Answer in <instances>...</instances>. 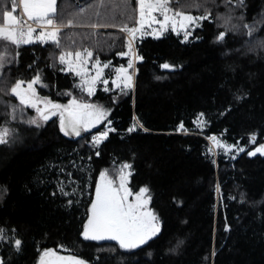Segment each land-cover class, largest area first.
Masks as SVG:
<instances>
[{
    "label": "trees",
    "instance_id": "trees-1",
    "mask_svg": "<svg viewBox=\"0 0 264 264\" xmlns=\"http://www.w3.org/2000/svg\"><path fill=\"white\" fill-rule=\"evenodd\" d=\"M62 1L57 0V22L72 26L59 29L60 46L7 45L8 63L0 69V128L10 129L9 143L0 144L3 264H38L45 250L92 264H264V155L247 154L264 145V0H244L242 6L238 0H172L176 10L196 16L207 11L210 18L186 41L175 33L139 40L143 59L132 70L133 87L124 92L112 81L129 62L121 55L129 39L119 29L136 26V0H67L68 19L59 11ZM11 8L12 0H0V22ZM246 24L255 25L251 34ZM84 49L92 51L91 63L108 64L102 78L108 84L101 80L92 95L59 62L61 54ZM37 75L44 85H34L39 97L102 106L107 118L80 136H66L58 116L39 128L27 124L37 114L19 105L10 88ZM12 105L18 108L15 120ZM135 120L142 127L130 132ZM104 131L107 139L94 145ZM215 136L245 151L215 155ZM59 158L64 171L37 178ZM123 164L131 165L127 185L133 195L149 189L160 224L155 237L134 249L82 235L101 174L107 172L118 186ZM69 172L82 178L81 206L68 205L56 190V177ZM16 240L22 242L19 250Z\"/></svg>",
    "mask_w": 264,
    "mask_h": 264
},
{
    "label": "snow or ice",
    "instance_id": "snow-or-ice-1",
    "mask_svg": "<svg viewBox=\"0 0 264 264\" xmlns=\"http://www.w3.org/2000/svg\"><path fill=\"white\" fill-rule=\"evenodd\" d=\"M228 2L230 3L231 0H228ZM171 3L172 0H136L138 11L137 26L128 27L124 25L120 29L130 37L127 45L128 52L121 53V55L129 56V62L127 68L120 67L116 69L117 75L112 81L116 88H121L122 84L123 88L133 87L132 75L129 74L128 69L133 68V59H143V57L136 56L132 50L131 41L137 35L153 34L158 37L159 33L170 29L177 32V34L183 31L185 39H187V36L190 34L189 29L192 26L198 27L200 26V21L210 18V12L206 11L204 15L193 16L172 8ZM238 3L242 6L244 0H238ZM19 5L22 6L23 17H26V19L15 14L18 6L17 0H12L11 10L3 12V21L0 22V69H3L8 63L7 45H12L16 49L21 45L34 42H51L57 47L60 46V25L57 23V0H19ZM153 24L158 25V28L152 29L151 32L144 31L146 26L151 28ZM67 26H72L71 21L68 22ZM103 26L105 25H91L93 28ZM37 27L40 29L39 32H37ZM244 27L248 28L249 34H251L255 25L246 24ZM225 35L226 33H221L218 37L219 40H224ZM16 55L18 56V52H16ZM92 56V51L88 49H84L83 51L77 50L75 52L68 51L59 56L60 64L67 65L68 71L74 72L75 75L81 77L82 84L79 86L81 88L86 86L89 95L94 94L96 83L102 80L103 69L108 67L107 63L101 66L100 61L97 59L94 64L96 74L88 78V69L84 65L88 63ZM72 57H75V59H71ZM162 67L164 69L172 68L168 64H164ZM25 83L26 88L24 87ZM102 83L107 85L108 80L103 79ZM37 84L44 86L39 75L29 82L18 80L10 88L11 95L18 98L19 105L35 110L36 117L24 121L29 125L39 128L53 116H58L60 129L66 136L71 134L80 136L81 130L89 131L92 127L106 119L109 114V111L102 106L79 103L75 98L68 105H61L47 98H41L34 88V85ZM103 90L108 91V88L105 87ZM69 95L71 94L69 93ZM40 105H43V107ZM11 109L9 115L15 120L17 119L16 112L18 108L16 105H12ZM136 127L137 125L134 124L129 131H135ZM181 128H183V125H181ZM108 131H114V129L109 128ZM108 131L95 136L93 144L99 146L103 139H107ZM9 135L10 129L8 127L0 128V144L9 143ZM255 140L256 137L252 136V143H255ZM238 151L243 152L245 150L240 148ZM257 153L264 155V145H260L247 154L255 156ZM130 168V164H123L119 169L120 183L118 186L113 185V181L108 178L107 172L101 174L100 184L95 190V201L92 203L90 209L91 216L82 233L85 240H113L117 241L123 249H134L146 244L160 232L158 217L151 210L147 209V205L151 200V197L147 195L149 192L147 187L141 188L135 194L134 202H129V197L133 196V193L126 186V183L127 177L131 173H126L125 169ZM60 191L64 195L69 194L64 192L62 185ZM0 239H3L2 228H0ZM21 243L20 240L15 241L17 250L20 249ZM0 264H3L2 260H0ZM39 264H85V262L78 257L70 255L60 256L54 250H45L40 257Z\"/></svg>",
    "mask_w": 264,
    "mask_h": 264
},
{
    "label": "rangeland",
    "instance_id": "rangeland-1",
    "mask_svg": "<svg viewBox=\"0 0 264 264\" xmlns=\"http://www.w3.org/2000/svg\"><path fill=\"white\" fill-rule=\"evenodd\" d=\"M88 2H90V0H88ZM68 3H67V0H64L62 1V4H61V7L59 9L60 13L62 16L64 17H67V19L69 18L66 14V9L68 8ZM70 8L72 9V11L75 13V14H80L79 12V9H78V5L77 4H72L70 6ZM189 14V13H187ZM193 15V14H191ZM193 16H196V15H193ZM201 22V21H200ZM137 26V24H136ZM64 27H68V26H64ZM197 27V26H192L190 29H189V35L187 36V39H185V34L183 31H180L179 34H177V32H174V31H171L170 29L168 31H163L162 33H159L158 34V37L157 35H153V34H148V35H143V36H140V35H137V37L131 41L132 43V50L133 52L135 53L136 56H138L137 54V48H136V44L139 40L143 39V38H146V37H152V38H155V39H159V38H162L163 36H166L167 34L169 33H175L176 35L180 36V38L182 40H189V38L192 36V30ZM158 28V25L156 24H153L151 26V28H148L147 26L145 27L144 31L145 32H151L152 29H157ZM120 30V29H119ZM121 31V30H120ZM123 32V31H121ZM124 33V32H123ZM129 40H130V37L126 36ZM125 56V55H124ZM71 59H75V57H72ZM139 59H133V68L131 69H128V72L129 74L132 75V83L134 84V73L132 72V70L135 69V65L136 63L138 62ZM94 64L95 63H91L90 62V59L88 61V63L86 65H84V67H86L88 69V72H87V77L88 78H91L92 76H94L96 74V68L94 67ZM101 66H103L104 64L100 63ZM108 68V67H107ZM107 68H104L103 69V76L104 74L106 73V70ZM124 68H127V66H124ZM117 73L115 74V77H116ZM103 78V77H102ZM100 83V81H98L96 83V86H95V90H94V93L96 92L97 88H98V84ZM115 86V85H114ZM26 88V86H24ZM86 90H87V87L85 86ZM116 88V87H115ZM132 88V87H131ZM131 88H123V84L121 85V88H116V89H119L120 91L124 92V91H128L129 89ZM123 89V90H122ZM41 107H43V105H40ZM108 116V115H107ZM107 118V117H106ZM100 124V123H99ZM99 124L95 125L94 127L98 126ZM136 124L137 127L135 130H138L140 129V123L138 120H135L133 125ZM92 127V128H94ZM91 128V129H92ZM101 135V133L99 134ZM98 135V136H99ZM215 139H211V149L213 151V153L215 155H220V154H223V155H237L240 151H238L241 147L237 144H233V143H230L224 136H215L214 137ZM79 163H81V161L83 160L82 158H79ZM78 162V161H77ZM122 167V166H121ZM120 167V168H121ZM57 170L58 172H62L64 171V160L61 158H59V160H52L51 162H49L47 165L43 166L42 167V171L40 173L37 174V178L38 179H44L46 180L48 178V176L50 174H53L54 171ZM125 172H130L131 173V170L130 169H125ZM129 177H127V182L129 180ZM109 178V177H108ZM110 179V178H109ZM81 183H82V178H79V177H76L75 175H73V173L69 172L67 173L66 175L64 176H61V175H58L56 177V190L57 192L59 193V195L67 202L68 205H72V204H76L78 206H81L83 205L84 203V200H85V195L82 191V186H81ZM100 184V183H99ZM61 185L63 186V189H64V192H67L69 193L68 195H64L61 191H60V187ZM126 186H127V183H126ZM148 195V193H147ZM149 196V195H148ZM135 200V195L133 196H130L129 197V202L132 203L134 202ZM71 202V203H69ZM150 203H151V200L150 202L148 203L147 205V209L148 210H151V206H150ZM160 225V224H159Z\"/></svg>",
    "mask_w": 264,
    "mask_h": 264
},
{
    "label": "water",
    "instance_id": "water-1",
    "mask_svg": "<svg viewBox=\"0 0 264 264\" xmlns=\"http://www.w3.org/2000/svg\"><path fill=\"white\" fill-rule=\"evenodd\" d=\"M99 183H100V178H99V180H98V183H97V186L99 185ZM113 185L114 186H116L114 183H113ZM127 187H128V185H127ZM95 201V196H94V200H93V202ZM91 209V208H90ZM90 216H91V211H89V218H90ZM88 218V219H89ZM88 221V220H87ZM87 224V223H86ZM117 242V241H116ZM118 243V242H117ZM58 255H60V256H73V257H78V258H80L82 261H84L85 262V264H92V263H90V262H88V261H86V260H84V259H82L81 257H79V256H77V255H74V254H71V253H58V252H56ZM41 257V256H40ZM39 260H40V258H39ZM39 260H38V264H39Z\"/></svg>",
    "mask_w": 264,
    "mask_h": 264
},
{
    "label": "built area",
    "instance_id": "built-area-1",
    "mask_svg": "<svg viewBox=\"0 0 264 264\" xmlns=\"http://www.w3.org/2000/svg\"><path fill=\"white\" fill-rule=\"evenodd\" d=\"M17 15L23 17V12H22V6L19 5V0H17ZM26 19V17H23ZM31 23V22H29ZM58 23V22H57ZM35 26V25H34ZM63 28V26H60V29ZM48 30H51V29H48ZM37 31H40L39 27H37ZM124 32V31H123ZM126 34V36H128V34L126 32H124ZM129 37V36H128ZM252 137V136H251ZM219 186L217 188V194H219Z\"/></svg>",
    "mask_w": 264,
    "mask_h": 264
},
{
    "label": "flooded vegetation",
    "instance_id": "flooded-vegetation-1",
    "mask_svg": "<svg viewBox=\"0 0 264 264\" xmlns=\"http://www.w3.org/2000/svg\"><path fill=\"white\" fill-rule=\"evenodd\" d=\"M92 129H90L89 131H83V130H81V134L80 135H82V134H85V133H87V132H90ZM71 135H74V134H71Z\"/></svg>",
    "mask_w": 264,
    "mask_h": 264
},
{
    "label": "crops",
    "instance_id": "crops-1",
    "mask_svg": "<svg viewBox=\"0 0 264 264\" xmlns=\"http://www.w3.org/2000/svg\"><path fill=\"white\" fill-rule=\"evenodd\" d=\"M63 28H65L64 26H63ZM37 32H39V31H37ZM35 35V34H34Z\"/></svg>",
    "mask_w": 264,
    "mask_h": 264
}]
</instances>
